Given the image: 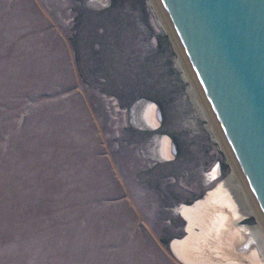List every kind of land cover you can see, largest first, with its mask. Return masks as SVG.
I'll return each mask as SVG.
<instances>
[{
    "label": "rangeland",
    "instance_id": "rangeland-1",
    "mask_svg": "<svg viewBox=\"0 0 264 264\" xmlns=\"http://www.w3.org/2000/svg\"><path fill=\"white\" fill-rule=\"evenodd\" d=\"M153 1L0 0V264H182L175 207L233 163Z\"/></svg>",
    "mask_w": 264,
    "mask_h": 264
},
{
    "label": "water",
    "instance_id": "water-1",
    "mask_svg": "<svg viewBox=\"0 0 264 264\" xmlns=\"http://www.w3.org/2000/svg\"><path fill=\"white\" fill-rule=\"evenodd\" d=\"M155 2L264 224V0Z\"/></svg>",
    "mask_w": 264,
    "mask_h": 264
},
{
    "label": "bare ground",
    "instance_id": "bare-ground-1",
    "mask_svg": "<svg viewBox=\"0 0 264 264\" xmlns=\"http://www.w3.org/2000/svg\"><path fill=\"white\" fill-rule=\"evenodd\" d=\"M151 2L154 3L153 0ZM155 9L160 14L156 6ZM159 18L160 23L165 25L163 18ZM180 61L184 66L182 58ZM184 74L191 81L192 98L196 101L202 117L206 118L209 131L222 145L223 140L211 120L212 117L209 118L211 115L197 93L191 75L189 76L188 72ZM142 113L146 125L156 129L159 125L156 106L148 103ZM222 147L225 148L224 145ZM157 153L163 160L172 159L173 144L168 136L162 135L159 138ZM230 161L233 163L231 159ZM232 167L233 170L226 181H218L217 186L208 189L204 196L196 198L193 202L181 203L175 207L176 214L185 222V234L172 238L169 249L182 264H264V224L250 197L245 190L242 191L233 164ZM217 173V169L209 173V182L217 179ZM244 215H256L257 224H241Z\"/></svg>",
    "mask_w": 264,
    "mask_h": 264
},
{
    "label": "flooded vegetation",
    "instance_id": "flooded-vegetation-1",
    "mask_svg": "<svg viewBox=\"0 0 264 264\" xmlns=\"http://www.w3.org/2000/svg\"><path fill=\"white\" fill-rule=\"evenodd\" d=\"M215 169H218V171H219V177H220L221 175H220V170H219L218 166H216Z\"/></svg>",
    "mask_w": 264,
    "mask_h": 264
}]
</instances>
